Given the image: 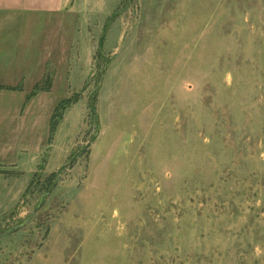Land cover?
Listing matches in <instances>:
<instances>
[{"label": "rangeland", "instance_id": "374dc122", "mask_svg": "<svg viewBox=\"0 0 264 264\" xmlns=\"http://www.w3.org/2000/svg\"><path fill=\"white\" fill-rule=\"evenodd\" d=\"M17 78L0 264H264V0L0 16Z\"/></svg>", "mask_w": 264, "mask_h": 264}, {"label": "crops", "instance_id": "0c3cea01", "mask_svg": "<svg viewBox=\"0 0 264 264\" xmlns=\"http://www.w3.org/2000/svg\"><path fill=\"white\" fill-rule=\"evenodd\" d=\"M69 1L70 0H0V16H9L12 13L22 12H39L48 15H57L68 7ZM9 87L14 89H9ZM21 90L22 86L20 84V78H17L15 82L0 80V96L9 95L8 97H10L11 95H15L17 91H19L18 93L22 94ZM4 105V103H0V126H5V124L8 126L9 139H3V141H8L1 142L2 144L0 143V155L2 156L7 151L11 153L13 149H17V145L16 147L10 146V141L12 139L11 135L13 134H10V127H16L18 122L22 124L23 118L25 119L26 116V106H24L25 104L17 105V107H14L12 110L9 106V108L7 107L8 109L6 111V106L4 107ZM3 128L4 127H1L2 130ZM18 150L19 151H16L21 153L24 149H22V146L20 145ZM0 163L5 164L4 162ZM12 165L16 166L15 163H12Z\"/></svg>", "mask_w": 264, "mask_h": 264}, {"label": "trees", "instance_id": "16d2710c", "mask_svg": "<svg viewBox=\"0 0 264 264\" xmlns=\"http://www.w3.org/2000/svg\"><path fill=\"white\" fill-rule=\"evenodd\" d=\"M38 89L35 88V91H37Z\"/></svg>", "mask_w": 264, "mask_h": 264}]
</instances>
